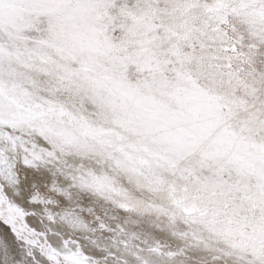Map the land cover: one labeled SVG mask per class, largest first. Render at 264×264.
I'll return each instance as SVG.
<instances>
[{
    "label": "snow or ice",
    "instance_id": "snow-or-ice-1",
    "mask_svg": "<svg viewBox=\"0 0 264 264\" xmlns=\"http://www.w3.org/2000/svg\"><path fill=\"white\" fill-rule=\"evenodd\" d=\"M0 264H264V0H0Z\"/></svg>",
    "mask_w": 264,
    "mask_h": 264
}]
</instances>
